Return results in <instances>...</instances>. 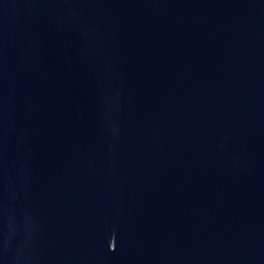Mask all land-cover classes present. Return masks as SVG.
I'll use <instances>...</instances> for the list:
<instances>
[{
    "label": "water",
    "instance_id": "95a60500",
    "mask_svg": "<svg viewBox=\"0 0 264 264\" xmlns=\"http://www.w3.org/2000/svg\"><path fill=\"white\" fill-rule=\"evenodd\" d=\"M0 264H264V0H0Z\"/></svg>",
    "mask_w": 264,
    "mask_h": 264
}]
</instances>
